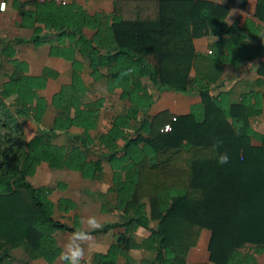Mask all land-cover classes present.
Instances as JSON below:
<instances>
[{"label":"trees","instance_id":"1","mask_svg":"<svg viewBox=\"0 0 264 264\" xmlns=\"http://www.w3.org/2000/svg\"><path fill=\"white\" fill-rule=\"evenodd\" d=\"M248 2L138 0L136 17L128 18L122 1H116L113 13L94 14L77 1H12L18 26L32 31L15 42L51 45V57L70 61L73 72L71 83L50 102L45 91L60 74L45 67L41 75H31L29 64L15 58L13 44L1 50L12 58L14 72L0 88V264L18 249L30 260L55 264L62 249L56 234L82 228L78 215L74 225L63 221L77 209L76 201L63 197L56 204L52 199L56 190L67 189L66 183L36 187L31 182L43 163L100 181L105 161L113 174L110 192L117 193L113 208L121 216L91 233H118L106 253L95 254L94 264H117L121 257L138 264L132 250L155 254L142 264H188L206 230L212 233L210 257L201 264H261L264 134L251 120L263 114L264 94L250 91L236 104L220 84L227 65L238 70L264 56V0H258L254 18L243 24L227 21L230 5L245 9ZM149 9L153 12L146 14ZM204 37L212 40L211 54L196 50L195 40ZM86 65L95 81L106 80L109 94L120 91V99L132 105L96 136L91 132L99 128L107 100L83 101L89 92L82 76ZM167 91L198 93L202 102L187 115L164 111L150 118ZM50 107L56 115L45 127ZM26 121L37 127L30 138ZM167 124L173 130L162 132ZM73 128L82 132L72 133ZM61 135L66 144L55 142ZM214 138L223 142L217 152L230 157L226 165L216 161ZM154 221L157 229L151 227ZM141 229L150 235L138 241Z\"/></svg>","mask_w":264,"mask_h":264},{"label":"crops","instance_id":"2","mask_svg":"<svg viewBox=\"0 0 264 264\" xmlns=\"http://www.w3.org/2000/svg\"><path fill=\"white\" fill-rule=\"evenodd\" d=\"M66 1L68 2L77 1L80 4H82L87 11L94 14L97 12L113 13L115 9V3L118 0H66ZM132 1H138V0H132ZM2 2L7 3V8L5 11L0 12V27H1V24H3L2 22L4 20L8 21L9 23L13 21L15 25L16 24L18 25L20 21V17L18 15V12L13 8V6L9 5L8 2H10V0L9 1L1 0L0 4ZM257 4H258V0H249L248 5L245 9L230 5L231 11L227 18V21L229 23H233L237 20H240L241 24H243L246 19L254 18ZM22 29L23 28H20L19 31L23 32ZM30 32L32 33L31 30ZM86 33L89 36H93L94 34V32L90 30H87ZM17 37L29 38L28 36H25V37L24 36H14L10 39H6L5 41H3V44L0 48V56L8 60L9 66H11V69H13L12 73L14 72V67L11 63L12 58L3 56L1 54L2 48L4 47L5 44H8V43L13 44V47L16 53L15 58L26 61L29 64L31 75H35V76L41 75L45 67H51L52 69L56 70L60 74L57 80H50L48 87L53 85V82L57 81L58 83L62 80L63 83L59 86V89H57V91H59L63 85L71 83L73 66L70 61H67L61 58L51 57L50 55L51 45L49 44L39 46V47L35 46L32 43L17 44L15 42V39ZM51 39H52V44L57 43V40L54 36H52ZM211 42L212 40L209 37L196 39L195 46H196L197 52L209 53ZM25 45L27 47L22 49V47ZM263 66H264V56L254 61H248V62L243 63L238 70H234L232 66L227 65L225 67L224 74L220 81V84L222 85L221 90L227 91L230 94L232 102L236 104L241 103L243 95L250 91H257V92H261L262 94H264V76L260 74V70L262 69ZM91 72H92L91 68L86 65L83 70L82 76H83L86 86L89 89V92L83 95V101L85 103H89V102L95 101L102 97L106 98L107 100L106 105L101 113L99 128L91 132L93 136H96L101 133H106L111 128L114 118L117 115L123 113L121 111L115 112L114 117L110 121H108V123H105V122L103 123V112L106 109L108 102L111 100L110 98L118 97V100L121 103H125L127 101H123L120 99V91H117L115 94H109L107 90L106 80H101L98 82L95 81L93 77L91 76ZM47 90L48 88L46 89V91ZM46 91H45V95L47 98H49ZM56 92H53L52 96ZM218 92H219V89L215 91V93H218ZM52 96H51V100H52ZM201 102H202V97L198 93L185 94L182 92L167 91L158 97L156 103L153 105L151 111L149 112V117L150 118L154 117L164 111H169L174 116L187 115L191 112V108L193 105L199 104ZM55 115H56V110L54 109V107H50L44 118L43 125L45 127H50L53 123ZM251 123L258 132L264 134V109H263V114L259 117L253 118L251 120ZM105 125H107V127H105ZM80 132H82V129L80 128L72 129V133H80ZM55 142L58 144H66L67 142L66 135H61L59 138L55 140ZM119 143L122 146L124 144V141L121 140ZM254 144L257 145L258 142H254ZM105 162H104V170L102 172L100 181H91V180L84 179L81 173L77 171L68 170V169L63 170L66 172L65 178H63V180H60L58 178L57 181L64 182L68 185L66 190L64 191L61 190L62 192L67 193L68 196H64L63 193H61V195L59 196V199L64 197V198H70L76 201L78 204V207H77L78 209L79 202L77 200V197L73 193H76L77 191H80V190L84 192L91 190L92 193L95 195V198L101 200V203L97 205L96 207H94V209H92L93 212H91L92 210H88L87 212L84 210V213L82 214V216L87 217L90 215H95L99 220L101 218L103 219V218L109 217L106 215H114L113 221L111 222H115L120 219L121 213L118 210H115L113 208L117 201V193L110 192V189L114 185L113 184V174H112L110 165L109 167H107L105 165ZM51 170H54V169H51L47 163H43L38 168L36 175L33 178H31V182L36 187H41V186H46V185L54 186L51 183L52 174H53ZM103 213L106 215L102 216ZM70 215L71 213L68 214L66 218L63 220L65 223H66L67 217H69ZM55 217H56V214H55ZM105 223H110V222H105ZM105 223H102V225ZM151 227L154 229H157L158 222H155V221L152 222ZM82 229L87 230V229H84L83 225H82ZM206 231H209V230H206ZM204 232L202 234L198 247L192 249L191 251V252L194 251V254L192 255L191 260L195 258H200L201 256H203V259L199 260L197 264L208 262L209 257H210L208 246H209L212 233L211 231H209L210 236H208V234ZM69 234L70 233H67V232H62V233L58 232L56 234V238L61 247H63V244L66 242ZM117 234H118L117 231H112L107 234L92 235L93 243L98 245L99 248L90 254H86L85 262H83V264H94L95 254L98 252L106 253L108 249L110 248V246L116 241ZM141 235L143 237L139 239V236ZM149 235H150L149 230L141 229L136 234V238L138 241H142L144 238L148 237ZM204 246L207 247V255H205L203 251ZM197 251H200L201 254L197 255L198 253ZM131 254L136 259L138 264H142V261L144 259H153L155 257L154 253H151L145 250H132ZM12 255H13L12 258L7 259L3 264H26L28 263V261H30L31 264H35V262H37L36 264H48L44 259L30 260L28 256L26 255L25 251H23L22 249L14 250L12 252ZM258 259H259V256H258ZM189 261L190 259H188V264H189ZM117 264H126V260L123 257H121L118 260Z\"/></svg>","mask_w":264,"mask_h":264},{"label":"rangeland","instance_id":"3","mask_svg":"<svg viewBox=\"0 0 264 264\" xmlns=\"http://www.w3.org/2000/svg\"><path fill=\"white\" fill-rule=\"evenodd\" d=\"M7 1H9V0H7ZM118 1H122V3H124L123 7H125V8H124L123 12H124L126 17H128V18H135L136 17L135 11L137 9V4L134 3L136 1H132V0H118ZM8 3H9V5H12V0H10V2H8ZM148 6H149V4L147 5V7ZM152 12L153 11H151L149 9V13H146V14H150ZM2 23L3 24H1V27H0V48L3 44V41H5L6 39H10L14 36H24V37L28 36L29 37L32 34L30 32V30H28V29H22V31L24 33L19 31L20 27L17 24L15 25L13 23V21H11L9 23L8 21L4 20ZM25 47H27V46L26 45L23 46L22 49H24ZM12 70L13 69H11V66H9L8 60L0 56V88L2 87L3 83L9 79V77L12 73ZM56 83H57V81L53 82V85L48 87V90L46 91L48 97L50 98V99L48 98L50 102H51V96H52L53 92H56L57 89H59V86L63 82L61 80L57 84ZM151 87L154 88L152 85H151ZM101 92H103V91H101ZM110 99L111 100L108 102L106 109L103 112V123L104 122L108 123V121H110L114 117L115 112L121 111V112L125 113L129 109H131V107H132L131 103H129L128 101L125 103L119 102L118 97H112ZM24 126H25V132H26V135L28 136V138L33 136L37 131V127L30 121H26ZM105 127H107V125H105ZM105 165L107 167H109V164L107 162H105ZM51 171L53 172L52 179H51L52 185H56V183L58 182L57 181L58 178L60 180H63V178H65V173H66L65 171H63V170H51ZM61 193H63L64 196H68L67 193L62 192L61 190H56L52 196V199L56 204L58 203V199H59V196L61 195ZM73 194L77 197V200L79 202V208L75 212H72L69 217H67L66 223L68 225H70V224L74 225V219H73L74 215H78L80 217H83L82 214L84 213V210L86 212L88 210H92V209H94V207H96L97 205H99L101 203V200L96 199L95 195L92 193L91 190H88L86 192L80 190V191H77L76 193H73ZM91 212H93V210ZM91 212H89V213H91ZM105 215L106 214H104V213L102 214V216H105ZM60 216H61V213L57 210L56 218H59ZM106 216H109V217L99 219L101 224L105 223V222L113 221L114 215H106ZM83 227H84V229H87L86 226L83 225ZM60 233H62V232H60ZM204 233H207L208 236H210L209 231H205ZM59 235H61V234H59ZM106 237H108V236H106ZM142 237H143L142 235L139 236V239H141ZM203 251H204L205 255H207V247L206 246H204ZM197 252H198L197 255L201 254L200 251H197ZM193 254H194V251L191 252V254L189 255L190 256L189 257V259H190L189 264H197L199 260L203 259V256H201L200 258H195V259L191 260ZM259 261L261 264H264V255L259 256ZM36 263L37 262H35V264ZM26 264H31V262L28 261V263H26ZM55 264H59V261H57Z\"/></svg>","mask_w":264,"mask_h":264},{"label":"clouds","instance_id":"4","mask_svg":"<svg viewBox=\"0 0 264 264\" xmlns=\"http://www.w3.org/2000/svg\"><path fill=\"white\" fill-rule=\"evenodd\" d=\"M6 5L0 4V12L4 11ZM211 54V53H209ZM131 70H129L130 72ZM129 72L122 73L127 75ZM168 127L166 126V129ZM222 140L214 138L212 151L216 153V161L219 165H226L230 162V157L227 152H217V149L222 145ZM80 224L87 227L88 231L82 228L71 232L68 235L66 242L59 253V264H83L85 262L86 254H90L99 248L98 245L93 243V231L100 230L102 224L95 215L80 218Z\"/></svg>","mask_w":264,"mask_h":264},{"label":"built area","instance_id":"5","mask_svg":"<svg viewBox=\"0 0 264 264\" xmlns=\"http://www.w3.org/2000/svg\"><path fill=\"white\" fill-rule=\"evenodd\" d=\"M58 1H61V0H58ZM1 4L6 5V8H7V3L6 2H2ZM6 8H5V10H6ZM176 120H177V118L175 117L174 118V121H176ZM166 126L168 127V130H165L166 129ZM166 126L162 129V132H166L167 133V132H171L173 130L172 124H167Z\"/></svg>","mask_w":264,"mask_h":264}]
</instances>
